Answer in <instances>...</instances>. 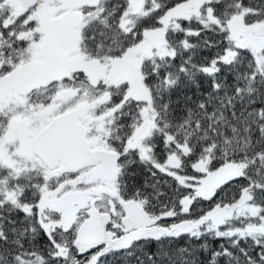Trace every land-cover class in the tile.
<instances>
[{
	"label": "snow or ice",
	"instance_id": "1",
	"mask_svg": "<svg viewBox=\"0 0 264 264\" xmlns=\"http://www.w3.org/2000/svg\"><path fill=\"white\" fill-rule=\"evenodd\" d=\"M0 264H264V0H0Z\"/></svg>",
	"mask_w": 264,
	"mask_h": 264
}]
</instances>
